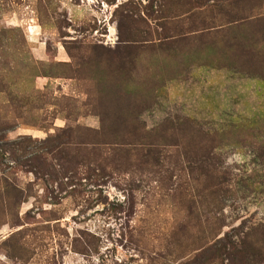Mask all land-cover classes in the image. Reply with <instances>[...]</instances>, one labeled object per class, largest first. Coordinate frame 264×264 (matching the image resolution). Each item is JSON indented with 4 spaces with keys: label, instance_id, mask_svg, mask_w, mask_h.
<instances>
[{
    "label": "rangeland",
    "instance_id": "374dc122",
    "mask_svg": "<svg viewBox=\"0 0 264 264\" xmlns=\"http://www.w3.org/2000/svg\"><path fill=\"white\" fill-rule=\"evenodd\" d=\"M0 264H264V0H0Z\"/></svg>",
    "mask_w": 264,
    "mask_h": 264
},
{
    "label": "trees",
    "instance_id": "16d2710c",
    "mask_svg": "<svg viewBox=\"0 0 264 264\" xmlns=\"http://www.w3.org/2000/svg\"><path fill=\"white\" fill-rule=\"evenodd\" d=\"M237 16V15H236ZM236 16H234V15H232V16H230V15H227L226 16V19H227V26H234V25H238L240 22H246L247 20H249L250 19V17H240V18H238V17H236ZM252 18V17H251ZM251 21V20H250ZM250 21L249 22H247V23H250ZM25 139H27V138H21V140H25ZM52 140V137H48L46 140H44V141H42L41 143H42V145H44V146H46V153H52V150L54 151V149H56V147L55 146H51L50 144H49V142ZM94 150V149H93ZM94 152V151H93Z\"/></svg>",
    "mask_w": 264,
    "mask_h": 264
}]
</instances>
